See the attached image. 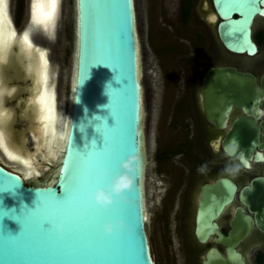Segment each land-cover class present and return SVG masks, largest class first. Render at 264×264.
<instances>
[{"label":"water","instance_id":"95a60500","mask_svg":"<svg viewBox=\"0 0 264 264\" xmlns=\"http://www.w3.org/2000/svg\"><path fill=\"white\" fill-rule=\"evenodd\" d=\"M83 2L85 8L82 13ZM226 2L227 0H211L213 13L216 15L217 37L228 52L236 56L253 57L257 53V45L253 39L252 24L256 17L264 18V0H253L252 7L243 12L227 10L224 6ZM75 5L77 14L75 83L69 113L71 120L68 118L63 154L54 181L50 184L44 182L27 184L18 173L0 164V182L5 181L6 177L19 181L13 189L0 191V264H154L145 221L142 179L144 159L142 163L134 1L75 0ZM98 62L103 64L92 65ZM221 74L231 76L228 93L219 88L224 85L223 80L218 78ZM200 92L206 118L210 122V118L215 117V124L220 128H224L231 114L238 111L232 118L228 132L221 139L222 148L224 149L225 145L235 138L239 141L240 150L233 156L240 158L241 152L244 158L260 156L256 148L264 151V70L257 78L251 72L238 70L234 66L211 67L202 75ZM211 94H215L216 101L212 100ZM211 102H215L217 107L214 108ZM95 126L100 133L112 132L126 141L115 156L113 171H118L119 162L127 155L131 153L140 155L134 173V188L130 193L133 204L117 205L115 208L117 211L101 214L95 220L97 242L106 243L118 239L119 243L129 249V255L113 260L90 261L61 258L33 261L26 258L13 260L7 257L4 250L6 234L17 235L18 238L25 236L21 228L25 223L26 211L36 207L38 194L35 189H42L39 194L57 191L58 197L63 196V192L60 191L63 176L61 169L67 164L69 135L71 134V146L82 154L91 151L93 140L97 148L103 146V137L95 130ZM225 181L221 180L224 184L227 183ZM226 186L227 195L215 209L218 206L221 210L222 206L232 199L235 186L229 183ZM88 200L90 204L98 207L90 195ZM219 210L215 211V214H218ZM4 211L8 212V216H4ZM119 217L125 218L133 230L128 232L121 229L112 235L105 234L102 231L104 220L115 221ZM242 219L250 220V217L242 215ZM235 226L234 224L232 226V237L236 234ZM55 238L53 229L52 239ZM232 264H242L238 253H232Z\"/></svg>","mask_w":264,"mask_h":264},{"label":"rangeland","instance_id":"374dc122","mask_svg":"<svg viewBox=\"0 0 264 264\" xmlns=\"http://www.w3.org/2000/svg\"><path fill=\"white\" fill-rule=\"evenodd\" d=\"M28 1L10 2V16L13 25L18 29H22L26 23ZM201 1L203 0H134L142 86L141 126L144 144L142 153L147 208L146 232L154 264H181L179 248L176 241H172L176 232L174 221L178 194L182 189V186H179V173L183 166L181 158L184 154L178 153H190L196 148L200 150L196 146L192 147V143L203 146L205 140L206 124L198 112L196 99L198 79L205 68L218 64H232L240 69L253 71L257 77L264 70V39L258 38L260 32H264V21L257 18L252 26L259 47L256 55L236 56L219 44L214 27L205 20ZM210 1L207 0L211 8ZM73 3V0L60 2L54 25L58 31L56 36H53L54 44L51 48V54L61 68L59 70L51 66L56 90L59 94L65 92L66 95L69 91V69L75 36ZM13 56L14 54H6L0 63V86L5 85L1 76L6 72L13 76L20 73L12 64L8 65L9 60L13 61ZM230 77L225 74L218 77L224 82V85L219 87L223 92L229 91ZM15 88H6L4 91L0 111L10 112L12 117H19L27 108L26 114L29 115L28 104L23 102V107H16L17 99L11 101L12 105L4 101L6 96L13 95ZM8 90L10 93L6 94ZM210 96L216 101L215 94ZM211 105L217 107L215 102H211ZM13 107L17 108V112L10 109ZM16 127L12 128V132L16 133ZM0 163L13 170L9 163ZM39 163L41 164L37 165L40 170L38 175L24 180L25 183H53L51 177L58 161Z\"/></svg>","mask_w":264,"mask_h":264},{"label":"flooded vegetation","instance_id":"af4514ba","mask_svg":"<svg viewBox=\"0 0 264 264\" xmlns=\"http://www.w3.org/2000/svg\"><path fill=\"white\" fill-rule=\"evenodd\" d=\"M5 4L12 22L9 0H5ZM252 32L259 51L253 29ZM260 33L264 35V32ZM226 65L244 70L232 64L208 66L196 80L198 112L206 124L205 140L203 146L192 143V147L196 146L200 150L196 148L190 153H178L184 154L179 173V186L182 189L178 194L174 221L176 232L172 241L175 240L179 248L181 264H232L233 252L239 254L242 264H264V151L256 148L261 155L244 158L246 165L237 156H225L221 139L228 132L236 113L231 114L224 128L211 124L203 112L199 96L203 73L211 67ZM249 72L255 75L253 71ZM218 136L221 137L217 141ZM201 165L205 166L204 171L198 172ZM229 165H236L238 174L227 175L224 169ZM221 180L234 185L235 191L232 192V199L222 206L218 214H213L215 206L223 201L228 192L227 183ZM242 215L249 216L250 220L242 219ZM233 224L236 225L234 237ZM168 240L171 242L170 237Z\"/></svg>","mask_w":264,"mask_h":264},{"label":"snow or ice","instance_id":"6c2138e0","mask_svg":"<svg viewBox=\"0 0 264 264\" xmlns=\"http://www.w3.org/2000/svg\"><path fill=\"white\" fill-rule=\"evenodd\" d=\"M58 3L59 0H39L43 20H38L37 0H32L31 20L44 23L45 28L49 23L54 26ZM252 5L253 0H227L224 6L229 11L243 12ZM84 8L83 2L82 13ZM5 25L3 13L0 12V63L4 60L6 49L17 39L18 35L14 29L6 33ZM19 41L29 49L32 47L27 30L19 36ZM87 76L88 74L85 79ZM4 91V88L0 86V104H2ZM37 102H40L39 99ZM41 111L43 113L47 109L42 108ZM3 116L4 112L0 111V120ZM100 134L103 137V146L97 148L93 140L91 151L85 154L68 144L67 164L61 169L63 176L60 181V191L63 192V196L58 197L57 191L38 195L36 207L25 213V223L21 228L25 236L18 238L17 235L6 234L4 250L7 257L13 260L26 258L33 261L43 258L90 261L113 260L129 255V249L119 243L118 239L106 243L97 242L96 217L109 211L115 212L117 209L105 210L99 206H93L88 200L89 192L97 185L107 183L109 177L102 173L114 172L115 156L126 143L112 132ZM3 142L4 133L0 130V146H3ZM70 147H72L71 153H69ZM245 163L247 164V161ZM26 175L31 176L32 172ZM18 182L11 177H6L5 181L0 182V191L11 190L18 185ZM218 210L217 206L213 214ZM7 214L8 212L4 211V216H8ZM58 219L63 221L64 235L63 238L56 236L52 239V231Z\"/></svg>","mask_w":264,"mask_h":264},{"label":"bare ground","instance_id":"6f19581e","mask_svg":"<svg viewBox=\"0 0 264 264\" xmlns=\"http://www.w3.org/2000/svg\"><path fill=\"white\" fill-rule=\"evenodd\" d=\"M10 2L11 0H9V8L11 15ZM60 2L61 0H59L57 6L58 7L57 14H59ZM73 2H74L73 13H74L75 36H74V49L71 57V68L69 69L70 70L69 91L68 94L66 95L65 92L61 94L57 92L56 84H55L56 81L51 74L52 67L57 68L59 70L61 69L59 68V64L58 62H56L54 56L51 54V48L54 44L53 36H56L58 31L57 26H55L54 28V26L49 23L48 27L45 28L44 23L32 21L31 20L32 0H29L28 9H27L28 11L26 14V23L22 29H18L16 28V26L13 25L6 12L5 0H0V12L3 13V17L6 22L5 32L7 33L8 31L14 29L18 34L17 39L13 41L12 44L6 49L5 55L14 54L13 61L9 60L8 65L9 63L12 64L14 68L20 72L15 76L11 75L10 72H6L4 76L3 75L1 76V79L2 80L4 79L3 83L5 85L3 86L1 85L3 88L5 87L4 90L10 89L12 87H16L15 90L13 91L14 93H12L13 95L6 96L4 101L12 105L11 101L17 99L18 102L16 107H20V106L23 107V102H24V104L26 105L28 104L29 106L28 108L30 111L29 115L26 114L27 108H25L26 107L25 106L23 113L19 117L18 116L12 117V114L10 112L4 113L2 120H0V130H2L4 133L3 146H0V156L1 158L3 157L4 159L0 158V162L4 161L9 163L12 169L19 174L22 180H26L30 177H35L38 175L40 170L37 167V165L41 164L39 162L47 161L52 163L58 161L59 163L61 155L63 154L62 152L64 148L65 138L62 139V137L66 136L68 118H69L74 83H75V68H76V58H77L76 56L77 14H76L75 0H73ZM202 8L205 11L203 15L205 16L206 22L211 27L212 26L214 27L216 39L218 40L219 44L222 45L216 34V26H215L216 15L213 13L212 5L210 8L207 0H203L201 1V10ZM37 9H38V20H43V17L40 14L39 0H37ZM257 18L264 21V18L256 17L253 20V24ZM134 23H135V42H136L137 65H138L137 78L139 82V94H140L139 137H140V148H143L144 144L142 140V126H141L142 123L141 87L142 86L140 80V75H141L140 52H139L138 35L136 30L135 10H134ZM53 29L55 30L53 31ZM25 30L29 32V37L32 42V47L30 49L19 41V36ZM47 49L48 51H46ZM5 93L9 94L10 92L8 90ZM199 94L201 98V92ZM38 99L40 101L39 103L37 102ZM16 107L10 109L16 110L17 112ZM42 108L47 109V111L42 113L41 111ZM13 110L12 111L9 110V111L13 112ZM237 113L238 111L236 112V114ZM210 123L215 125V117L210 118ZM14 127L17 128L16 133L12 132V128ZM220 137L221 136H218L216 140L218 141ZM141 157H142L141 161L143 163V154ZM25 161H27V163H25ZM58 163L56 166V170L53 172L51 180H54L55 178V174L58 170ZM28 172H32V175L31 176L26 175V173ZM142 179H143L145 221H147V208H146V197H145L146 193L144 186L143 165H142Z\"/></svg>","mask_w":264,"mask_h":264},{"label":"clouds","instance_id":"9594fccd","mask_svg":"<svg viewBox=\"0 0 264 264\" xmlns=\"http://www.w3.org/2000/svg\"><path fill=\"white\" fill-rule=\"evenodd\" d=\"M105 107H107V105ZM96 118L98 117H95V119ZM104 122L106 123V121ZM95 130L99 132L96 126ZM68 141L70 144L71 134L68 137ZM238 150H240L239 142L235 138H233L231 141H229L227 145H225L224 155L227 157H232L234 154L237 153ZM139 160V153H131L119 162L118 171L102 173V175H108L109 178L107 180V183L99 184L89 192L90 197L101 209H115L117 205L130 206L133 204L130 193L133 191L134 188V173L136 171ZM240 160L246 165L242 152L240 155ZM204 168L205 166L201 165L200 167H198L197 171L203 172ZM224 171L227 175L233 176L238 174L239 168L236 165H229L224 169ZM35 191L39 195L42 189L36 188ZM121 229H126L128 232H131L133 230L132 226L128 224L126 219L123 217H119L115 221H113L112 219H105L102 225V231L107 235H112L114 232H119ZM55 235L57 236V238H63L64 224L62 220L58 219L56 221Z\"/></svg>","mask_w":264,"mask_h":264},{"label":"trees","instance_id":"16d2710c","mask_svg":"<svg viewBox=\"0 0 264 264\" xmlns=\"http://www.w3.org/2000/svg\"><path fill=\"white\" fill-rule=\"evenodd\" d=\"M258 38L262 40V39H264V35L262 33H260Z\"/></svg>","mask_w":264,"mask_h":264}]
</instances>
